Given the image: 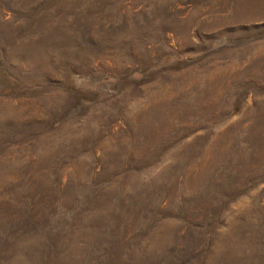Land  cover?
Listing matches in <instances>:
<instances>
[{"label": "rangeland", "instance_id": "rangeland-1", "mask_svg": "<svg viewBox=\"0 0 264 264\" xmlns=\"http://www.w3.org/2000/svg\"><path fill=\"white\" fill-rule=\"evenodd\" d=\"M0 264H264V0H0Z\"/></svg>", "mask_w": 264, "mask_h": 264}]
</instances>
